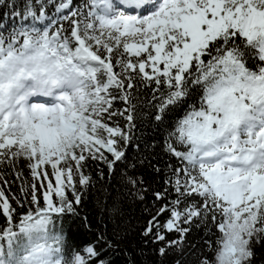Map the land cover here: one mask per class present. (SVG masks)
<instances>
[{"label": "snow or ice", "instance_id": "snow-or-ice-1", "mask_svg": "<svg viewBox=\"0 0 264 264\" xmlns=\"http://www.w3.org/2000/svg\"><path fill=\"white\" fill-rule=\"evenodd\" d=\"M9 15L20 23L0 24V181L10 187L5 168L22 177L23 161L32 183L23 201L0 187V264H114L121 241L101 231L73 245L63 222L95 187L89 160L108 177L133 169L96 189L110 219L145 202V181L126 163L144 108L179 162L152 193L144 242L184 264L192 226L211 222L219 235L198 264H264V0H0V18ZM117 116L126 123L110 126Z\"/></svg>", "mask_w": 264, "mask_h": 264}, {"label": "trees", "instance_id": "trees-1", "mask_svg": "<svg viewBox=\"0 0 264 264\" xmlns=\"http://www.w3.org/2000/svg\"><path fill=\"white\" fill-rule=\"evenodd\" d=\"M16 2L20 3V0H16ZM83 4L84 0H75L76 7H83ZM4 11L11 12L12 10L6 9ZM19 23L18 17L13 19L9 15L0 18V24L10 25L11 27L18 26ZM147 96H151L150 91H147ZM192 99H197V97L194 96ZM191 102L192 100L188 101V103ZM117 106L123 107L122 105ZM153 112V109H143V115L136 121L137 127L133 130V143L126 149L128 155L126 163L128 165H136V173L142 175L145 181V187L148 188V195L145 202L139 203L129 200L124 204L122 214L115 219H110L108 215L103 212L102 207L97 204L98 193L96 189H98L101 184L109 187L120 186L122 174L126 171L131 172L133 169L131 167L125 168L124 164H120L115 177H108V168L106 164L100 160H89L84 171L92 177L95 187H90L84 192L83 203L77 208L79 215L67 216L64 218V233L67 242L70 244L79 246L94 242L96 240V235L101 231H105L110 239L114 238L121 241L118 250L109 256L114 264H129L130 261H134L135 264H174L177 258L172 250H169L168 255L160 256L158 254L160 245L151 242L145 243L141 236L142 229L150 218L149 212L145 211V209H149L150 211L154 210L157 203L152 193L158 190L163 191L165 187L163 181L166 178L165 173L168 171L167 165L172 164L179 166V162L176 158L164 151L166 130L163 125L157 128ZM182 114L183 109L174 111L165 121V124H168L170 128L171 123H169V121H174ZM108 123L110 126H115L116 124L123 126L126 122L123 118L117 116L109 120ZM137 144H139V147H137ZM105 154L110 156L108 153ZM149 161L159 166L163 171L157 174L152 167H149ZM25 165L26 162L23 161L18 165V170L23 172V176L19 179H17L11 168L4 169L6 173L5 178L10 187L0 181V187L4 188L6 194H15L22 201L28 199L21 195L20 188L22 183H27L29 186L32 183L30 170ZM48 171L51 173L50 167ZM101 172L105 174V179L103 181L99 178ZM37 184H39V181H37ZM68 195L71 197V192H69ZM174 195V193H171L168 198L172 199ZM100 199L102 200L103 197L100 196ZM25 208H27V204H25ZM25 208H18V210L24 211ZM166 218L165 216L161 219L163 220ZM208 229H212V231H208ZM213 232H215V229L212 228L211 222H209L207 228L204 226L200 228L192 226V231L189 233L187 241L189 244L196 245V248L193 254L188 255L184 259V264H198L201 252L211 258L213 250L207 246L205 241L208 240L213 244L215 243L216 236H218L219 233H216V236H214L212 234ZM176 235V233L168 234V239H175ZM256 252L258 262L264 261V246L257 247ZM124 253H128V255Z\"/></svg>", "mask_w": 264, "mask_h": 264}, {"label": "rangeland", "instance_id": "rangeland-1", "mask_svg": "<svg viewBox=\"0 0 264 264\" xmlns=\"http://www.w3.org/2000/svg\"><path fill=\"white\" fill-rule=\"evenodd\" d=\"M149 71H150V69H149Z\"/></svg>", "mask_w": 264, "mask_h": 264}]
</instances>
